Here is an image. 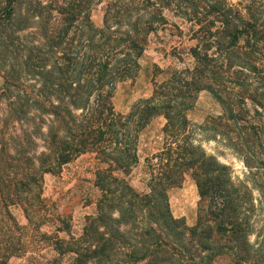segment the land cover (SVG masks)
I'll use <instances>...</instances> for the list:
<instances>
[{
    "label": "trees",
    "instance_id": "obj_1",
    "mask_svg": "<svg viewBox=\"0 0 264 264\" xmlns=\"http://www.w3.org/2000/svg\"><path fill=\"white\" fill-rule=\"evenodd\" d=\"M101 1L97 26L91 11ZM166 11L188 24L193 44L181 50L191 63L166 71L155 65L150 95L120 114L113 92L136 76L150 34L168 23ZM26 30L30 39L24 38ZM260 56L264 0H0L4 123L16 121L24 134L25 122L32 126L43 144L42 173L57 172L83 153L97 163L95 213L85 216L79 236L62 239L65 249L59 253L71 264H217L222 254L232 264L250 259L243 204L252 201V189L247 181L232 182L229 166L188 136L187 111L203 90L219 102L222 129H206L240 154L248 174L260 176L252 184L264 201V122L249 124L254 143L239 124L247 101L264 114ZM157 116L165 119V141L151 157L155 162L146 164L147 191L138 192L115 173L129 174L139 162V134ZM185 173L199 196L193 226L172 216L166 194L181 185ZM4 181L0 198L3 189H14L16 177ZM2 252L0 240L1 261L15 255Z\"/></svg>",
    "mask_w": 264,
    "mask_h": 264
},
{
    "label": "rangeland",
    "instance_id": "obj_2",
    "mask_svg": "<svg viewBox=\"0 0 264 264\" xmlns=\"http://www.w3.org/2000/svg\"><path fill=\"white\" fill-rule=\"evenodd\" d=\"M104 4V1L96 2L91 11V19L97 26L101 25ZM165 15L168 23L150 34L139 59L140 68L136 76L118 83L113 92V107L120 114H126L139 98L150 95L151 77L155 65L166 71L169 68L180 69L191 63L192 58L181 50L193 44V41L187 39L188 24L171 12L166 11ZM24 38L30 39L27 30ZM177 52H182L180 53L182 56H175ZM6 62L0 57L2 70L6 68ZM160 76L157 78L160 79ZM2 86L3 78L0 73V145L1 142L6 145L3 149L0 147V186H6L4 180L8 181L10 177H16L14 189H3L4 196L0 198L2 254L8 252L15 254L3 262L4 264H71L67 255L59 253L63 248L65 249L62 239L65 241L69 236L75 238L79 236L85 216L95 213V203L100 195L99 188L95 186L96 160L93 154L83 153L63 165L57 172L38 171L44 161L39 154L43 150V144L32 133V126L29 123L25 122L24 126L28 135L22 132L23 127H20L16 121H11L7 125L4 123L6 102L1 93ZM244 106L247 111L245 117L239 120V124L243 125L242 132L248 141L254 143L255 136L249 124L263 123L264 114L256 112V108L249 101ZM222 114L221 105L208 91L199 92L194 105L187 111L189 119L187 134L208 154L215 155L220 162L229 166L232 182L247 181L251 187L253 199L251 202H244L243 213L251 228L248 238L253 244L251 250L253 255L240 264H264L262 257L264 201L252 184L254 180H260V176L248 174L240 154L229 147L221 136L206 129L212 126L222 129L220 124ZM164 122L163 116H157L140 132L137 146L139 162L132 167L129 174L115 173L128 181L138 192L147 191L150 169L146 164L155 162L151 157L163 146ZM166 194L172 216L182 217L185 224L193 226L197 219L199 196L190 174L185 173L181 185L168 188ZM29 204L31 208L27 207ZM4 210H9V217ZM112 216L116 217V212ZM137 216L140 218L139 215ZM16 223L24 227L18 229ZM102 229L100 227V230ZM230 254L237 256L233 252ZM239 254L243 255L242 252ZM3 259L4 257L0 256V262ZM215 260L217 264L233 262L228 254H222Z\"/></svg>",
    "mask_w": 264,
    "mask_h": 264
}]
</instances>
